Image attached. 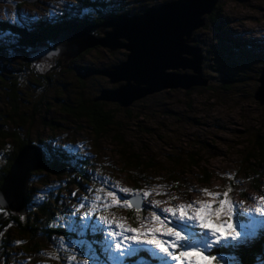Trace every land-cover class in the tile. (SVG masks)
Here are the masks:
<instances>
[{"label":"rangeland","instance_id":"rangeland-1","mask_svg":"<svg viewBox=\"0 0 264 264\" xmlns=\"http://www.w3.org/2000/svg\"><path fill=\"white\" fill-rule=\"evenodd\" d=\"M83 1L0 0V20L33 30L31 27L42 18L56 23L82 19L77 4L81 5ZM105 1L107 8L102 17L112 9L132 15L141 8L169 0ZM151 1L160 2L151 5ZM143 3L149 5L140 6ZM215 8L213 12H220L217 19L223 28H219L221 25L217 21H209L211 14H207L205 24L196 29L198 40L192 42L207 55L204 73L210 84L189 90L164 89L136 100L127 108L109 101L111 103H107L105 109L117 122L105 133L98 134L87 119H77L61 108L64 103H78L81 97L88 100L101 94L102 90L125 83H113L107 76L79 68L106 69L112 63L125 59L122 56L123 51H127L125 48H91L70 63L61 57H54L49 62L40 61L45 65L38 63L39 73L52 78L42 87L35 86L33 81L36 79L31 73L23 76L21 91L31 100L29 105L38 100V93L42 98L40 111L29 126L31 140L36 143L42 140L43 147H47L44 144L51 148L60 147L72 157L70 161L45 152L51 159L50 168L32 174V204L28 211L34 208L35 202H40L36 198L40 190L52 189L44 200L54 196L57 203L47 224L56 226L64 223L68 210L78 206L82 197L88 196L87 201L81 202L90 208L95 201L96 216L105 215L116 223L139 228L141 222L147 224L150 221L152 211L163 218L165 214L161 209L164 207L178 209L180 205L189 203L198 207L200 202L211 203L215 207L218 199L224 198L223 193L228 192V199L233 204L234 227L239 231L241 223H248V214L241 216L238 213L243 208H255L264 196V164L258 161L255 149L256 140L264 139V105L254 97L258 78L264 72L261 65L264 55L258 49L264 45V0H218ZM91 13L96 15L95 11ZM98 31L103 33L101 29ZM13 42L16 40L9 33L0 34V46ZM234 44L240 45L241 49L236 52L229 50L234 49ZM33 51L31 49L29 54L13 52L10 56L4 53L0 55V65L9 63L17 69L21 65L27 66L24 57H33ZM223 52L226 56L218 58ZM52 62L53 65H48ZM16 72L13 71L14 75ZM226 72L233 74L231 80L238 81L229 89H225L223 83ZM7 78L4 81L0 71V128L7 121L2 115L9 110L4 106L7 98L2 90V86L11 79L10 76ZM28 108L32 113V106ZM42 117L55 120L60 125L52 128ZM3 163L4 160L0 166ZM136 163L142 164L138 170L134 168ZM255 183L259 185L257 190L253 186ZM124 187L149 193L148 197H141L139 211L123 205V199L132 197L120 191ZM109 192L114 193L119 203L113 202L107 195ZM209 194L218 195L214 198ZM96 196H100L99 201L95 200ZM152 201H161L159 208H153ZM241 204L242 207H238ZM130 209H134L132 217ZM168 218L171 219L170 216ZM60 236L65 237L64 248L60 246ZM87 236L85 239L91 241ZM158 238L169 239L160 235ZM75 239L77 237L71 233L55 234L50 239L15 233L12 235L13 250L10 254H1V264H74L68 259L74 255L68 245ZM75 255L83 260L78 253ZM226 264H231V260Z\"/></svg>","mask_w":264,"mask_h":264},{"label":"water","instance_id":"water-1","mask_svg":"<svg viewBox=\"0 0 264 264\" xmlns=\"http://www.w3.org/2000/svg\"><path fill=\"white\" fill-rule=\"evenodd\" d=\"M218 0H172L141 14L112 16L99 25H82L61 30L55 46L40 42L31 61L65 58L70 63L88 49L103 46L112 50L125 48L127 58L102 71L116 88L102 90L98 99L130 107L136 100L164 89H191L206 86L203 50L192 44L196 29L205 24ZM94 27L103 36L92 33ZM254 97L264 105V72L258 78ZM32 157L33 159H29ZM49 159L41 146L28 143L17 154L0 187V205L18 214L28 213L30 179L45 169ZM130 200L141 197H130ZM135 207V206H133ZM136 208V207H135Z\"/></svg>","mask_w":264,"mask_h":264},{"label":"snow or ice","instance_id":"snow-or-ice-1","mask_svg":"<svg viewBox=\"0 0 264 264\" xmlns=\"http://www.w3.org/2000/svg\"><path fill=\"white\" fill-rule=\"evenodd\" d=\"M83 11L91 14L93 9L85 7ZM40 67L43 70L44 66ZM51 190H40L36 194L37 200L43 201ZM120 191L134 198L149 196L147 191L141 193L126 187L120 188ZM107 195L113 202L119 203L114 193ZM209 195L215 198L218 194ZM223 197L218 199L215 207L205 202H200L198 207H194L193 203L180 205L178 209L164 207L161 209L165 214L163 218L152 211L150 221L147 224L141 222L137 228L116 223L105 215L96 216L97 204L94 201L87 208L81 201H87L89 197L84 196L78 201V206L68 210L67 218L59 225L77 237L68 245L74 253L68 259L74 264H226L229 259L231 264H242L239 256L228 258L220 253L243 249L254 239L258 225L262 230L261 238H264V196L255 208H243L238 213L241 216L248 214V223H241L239 231L233 225V204L228 199V192L223 193ZM95 200L99 201L100 196H96ZM160 204L161 201H152L153 208H159ZM123 205L128 208L135 206L139 211L140 200L123 199ZM88 234L101 238L89 241L85 239ZM158 235L169 239H160ZM59 243L64 248V236L59 237ZM75 253L83 260L77 259Z\"/></svg>","mask_w":264,"mask_h":264},{"label":"trees","instance_id":"trees-1","mask_svg":"<svg viewBox=\"0 0 264 264\" xmlns=\"http://www.w3.org/2000/svg\"><path fill=\"white\" fill-rule=\"evenodd\" d=\"M160 2V1H159ZM159 2L151 1L150 4H157ZM147 3H143L142 5H145ZM106 1L105 0H85L82 2V4L77 6L79 7V11L81 13V18L77 20H65V21H58L53 22L49 19H39L36 24H34L31 28L33 30H30L29 27H19L13 25L10 21L0 20V34L3 33H9L16 42H13L12 44H7L6 46H0V55L6 53L7 56H10L11 53L17 52V53H26L29 54L34 49L38 48V44L40 42L50 43L51 45L55 46L57 43L58 34L61 30H64L65 28H74L77 26L87 25L91 23L100 24L103 21L108 20L111 16H116L117 14H120L116 10L112 9L111 13H109L107 16L102 17L101 15L106 10ZM149 4H147L148 6ZM85 7H90L95 11V14L91 13L87 16L83 17V9ZM145 7V9L141 8L138 12L142 13L145 10H148ZM125 15H131L128 12L123 13ZM218 11L213 12L209 16V21L212 23H215L217 21L220 24ZM66 15V14H65ZM69 17V16H67ZM221 25V24H220ZM220 29L223 28V25L219 27ZM219 29V30H220ZM197 32L195 33V36ZM197 38V37H196ZM198 40V38H197ZM233 45V43H231ZM264 44V43H263ZM235 45V44H234ZM230 47H233L231 45H228ZM100 47V46H99ZM227 47V46H226ZM261 52H263L264 55V45L259 46ZM234 49L230 48L229 50H232L233 52H236L240 48L239 46L233 47ZM209 50H207L208 52ZM34 52V51H33ZM229 51H227L228 53ZM226 52H223L222 54L218 55V58H224L223 56H226ZM83 54L79 55L75 58L77 60L80 58ZM228 55V54H227ZM207 56V55H205ZM239 57V56H238ZM24 59L26 60L25 65L19 66L18 69L14 68V65H11L9 63H4V65H0V71L1 75L3 77V80H7V77L9 78V81L6 82L2 86L3 92L6 94V98L4 100V106L9 107L8 111H5L3 113V117L7 119L5 125L0 128V141L2 142V145L0 146V158L1 162L4 160V163L2 166H0V187L4 180L5 175L9 171L11 165L13 164L17 154L19 151L28 143L35 144L38 146H41V142L36 143L31 140L30 138V127L32 123L34 122V118L37 116L38 112L40 111V108L42 106L41 101L42 98L39 97V93L36 91L35 93H38V97L35 100V102L32 105H29L31 103V100L27 97L22 95V86L21 83H23V76L26 77V74L31 73L33 75V78L36 79L33 81L35 86H41L45 83H50L51 76L46 74H40L38 63L39 62H33L31 61V57L25 56ZM55 59H59L58 57ZM240 60V59H239ZM52 61V60H50ZM49 62V61H45ZM45 62L40 64L45 65ZM48 65H53L52 63H48ZM263 65L262 69H264V59L261 63ZM82 70L87 71L89 69V66H81L79 67ZM91 69V68H90ZM14 72H16L17 75H14ZM242 71V70H241ZM243 72V71H242ZM262 72V71H261ZM262 74V73H261ZM226 77L223 79L224 87L225 89H229L230 87H233L237 80L230 79V77L233 75L232 73L226 72L224 73ZM85 77L83 76V80ZM9 82V84H8ZM42 87V86H41ZM101 94L97 95L94 98H90L86 100L84 97H81L78 101V103H64L63 107L61 108L63 112L68 113L72 116H74L77 119L85 118L87 121L91 124L93 129L98 133H105L107 130H109L110 127H112L114 124H116L115 117L110 114L109 111L105 109V105L107 103H111L109 101L100 100L98 99ZM41 98V99H39ZM29 106H32V113H29L30 108ZM123 108V107H121ZM45 123H48L49 126H52V128H55L56 126L60 125L55 120H48L45 117H42ZM47 147H42V149L51 154L52 156H57V158H64L65 160H70L72 157H70L67 153L61 151L60 147L57 148H51L48 144H44ZM256 152H258L257 159L258 161H261L262 164H264V139L258 138L256 140ZM46 153V154H47ZM51 160V159H50ZM49 160V161H50ZM0 162V164H1ZM141 163L134 164V168L140 169ZM49 162L46 169H49ZM44 170V169H43ZM254 188L257 190L259 185L258 183L253 184ZM31 191V187L29 190V193ZM31 193L29 194V204L28 206H31L32 199H31ZM57 203V199L53 197H49L46 200L35 202L34 208H32L31 211H28L27 214H18L13 211L7 210L3 208L0 205V264L2 263L1 260V254L3 255L4 252L7 254H10L13 250L12 246V235L19 234H25V235H40V237H45L47 239H50L55 234L60 235H69V232L66 228H60L59 225L53 226L50 224H47L51 221V215L54 210V205ZM135 208V207H134ZM136 209V208H135ZM29 210V209H28ZM134 209H130V216L134 215L132 213ZM21 217H24V219H21ZM50 219V220H49ZM261 229L258 228L256 231V235L253 240H250L248 244L244 246L243 249H232V250H225L220 253V255L231 258L232 256H239V258L242 261V264H264V238H261ZM91 240L99 239L101 237L99 236H87ZM6 250V251H5ZM4 262V261H3Z\"/></svg>","mask_w":264,"mask_h":264},{"label":"flooded vegetation","instance_id":"flooded-vegetation-1","mask_svg":"<svg viewBox=\"0 0 264 264\" xmlns=\"http://www.w3.org/2000/svg\"><path fill=\"white\" fill-rule=\"evenodd\" d=\"M170 1H172V0H169V1H166V2H164V3H167V2H170ZM164 3H162V4H164ZM162 4H159V5H156V6H153V7H157V6H160V5H162ZM153 7H149V8H147V9H151V8H153ZM145 11H147V10H145ZM144 11V12H145ZM143 13V12H142ZM120 14H123V13H120ZM134 14H141V12L139 13H134ZM134 14H132V15H134ZM117 15H119V14H117ZM112 17V16H111ZM110 17V18H111ZM103 22H105V21H103ZM103 22H101V23H103ZM100 23V24H101ZM87 25H92V26H94V25H99V24H95V23H91V24H87ZM101 28H99V27H94L93 29H92V33H94L95 35H97V36H103L104 35V33H99V31L98 30H100ZM65 30V29H64ZM122 56L126 59L127 58V51H123V53H122ZM125 59H121L122 61H124ZM122 61H116L115 63H112L111 65H110V67L111 66H114V65H116V64H119V63H121ZM109 68V67H108ZM107 69V68H106ZM102 70H104V68L103 69H99V68H89L87 71H102ZM91 73V72H90ZM93 74H95V75H97V72L96 73H93ZM98 75H100V74H98ZM108 89H110V88H108Z\"/></svg>","mask_w":264,"mask_h":264},{"label":"bare ground","instance_id":"bare-ground-1","mask_svg":"<svg viewBox=\"0 0 264 264\" xmlns=\"http://www.w3.org/2000/svg\"><path fill=\"white\" fill-rule=\"evenodd\" d=\"M216 9V8H215ZM202 28H204V27H202ZM201 29V28H200ZM199 30V29H198ZM198 30H195V32H194V38H195V40H197V38H196V36H195V33L198 31ZM198 42V41H197ZM96 47H99V46H96ZM96 47H94V48H96ZM81 55V54H80ZM98 75V74H97Z\"/></svg>","mask_w":264,"mask_h":264}]
</instances>
